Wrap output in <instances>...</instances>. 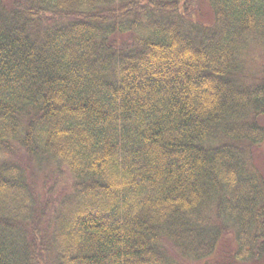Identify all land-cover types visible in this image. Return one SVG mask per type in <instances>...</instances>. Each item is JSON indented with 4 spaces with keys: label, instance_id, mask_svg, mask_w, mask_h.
<instances>
[{
    "label": "trees",
    "instance_id": "16d2710c",
    "mask_svg": "<svg viewBox=\"0 0 264 264\" xmlns=\"http://www.w3.org/2000/svg\"><path fill=\"white\" fill-rule=\"evenodd\" d=\"M263 145L264 0H0V264H264Z\"/></svg>",
    "mask_w": 264,
    "mask_h": 264
},
{
    "label": "rangeland",
    "instance_id": "374dc122",
    "mask_svg": "<svg viewBox=\"0 0 264 264\" xmlns=\"http://www.w3.org/2000/svg\"><path fill=\"white\" fill-rule=\"evenodd\" d=\"M127 39L130 40V35H127ZM255 51H256V50H255ZM255 51H254V52H255ZM259 59H261V58L258 57V58H257V61H258ZM260 149L262 150V154H264V145L261 146ZM62 178H63V179H62V183H65V184H66V183H67V179H66V177H63V176H62Z\"/></svg>",
    "mask_w": 264,
    "mask_h": 264
}]
</instances>
